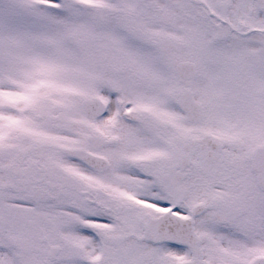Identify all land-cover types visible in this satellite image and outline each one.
I'll use <instances>...</instances> for the list:
<instances>
[{
	"label": "snow or ice",
	"instance_id": "snow-or-ice-1",
	"mask_svg": "<svg viewBox=\"0 0 264 264\" xmlns=\"http://www.w3.org/2000/svg\"><path fill=\"white\" fill-rule=\"evenodd\" d=\"M0 264H264V0H0Z\"/></svg>",
	"mask_w": 264,
	"mask_h": 264
}]
</instances>
